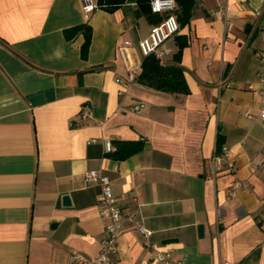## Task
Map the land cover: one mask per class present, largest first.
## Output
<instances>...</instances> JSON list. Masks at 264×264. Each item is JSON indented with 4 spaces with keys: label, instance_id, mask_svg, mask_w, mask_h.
I'll list each match as a JSON object with an SVG mask.
<instances>
[{
    "label": "crops",
    "instance_id": "0c3cea01",
    "mask_svg": "<svg viewBox=\"0 0 264 264\" xmlns=\"http://www.w3.org/2000/svg\"><path fill=\"white\" fill-rule=\"evenodd\" d=\"M194 3L182 22L176 1L180 32L153 54L182 68L183 94L117 82L143 64L139 41L157 24L135 1L87 17L82 0H0V264L99 253L92 169L182 264H264V0ZM84 25L85 54V31H71ZM111 264L162 263L126 223Z\"/></svg>",
    "mask_w": 264,
    "mask_h": 264
},
{
    "label": "built area",
    "instance_id": "2783aa9c",
    "mask_svg": "<svg viewBox=\"0 0 264 264\" xmlns=\"http://www.w3.org/2000/svg\"><path fill=\"white\" fill-rule=\"evenodd\" d=\"M151 10L156 14L167 13L166 16L157 24L153 25L148 36L139 41V48L143 56L155 54L161 56L164 54L162 49L165 43L174 38L180 32L181 26L177 16L173 13L176 8L175 0H151ZM83 10L87 17L100 8L98 0H82ZM225 14V13H224ZM126 43L130 44V41ZM143 64H132L127 70L125 77H118L117 82L128 86L138 81L143 74ZM260 76H264V70H260ZM252 88L253 86L250 85ZM121 92L120 94H122ZM140 105L134 107L140 109ZM248 117L253 118L251 112L246 113ZM89 112L84 110L81 113V119H86ZM259 116L264 121V101L260 107ZM111 149V144H109ZM224 153L229 152L227 146L223 147ZM84 181L87 185H99L101 193L99 195V214L106 221L105 237L101 242L99 253L95 257H89L83 253H76L75 260L79 264H111L114 255L119 251V240L123 235L126 223L143 236V242L146 248L151 250L155 259L162 264H182V261L175 259L172 252L161 249L158 244L150 240L153 231L147 228L136 213L123 208L119 204V199L114 194L110 179L100 170L92 169L84 173ZM243 186L240 181H235L229 189V195L235 196L238 190ZM264 247V242L261 244ZM224 264H230L228 262Z\"/></svg>",
    "mask_w": 264,
    "mask_h": 264
},
{
    "label": "trees",
    "instance_id": "16d2710c",
    "mask_svg": "<svg viewBox=\"0 0 264 264\" xmlns=\"http://www.w3.org/2000/svg\"><path fill=\"white\" fill-rule=\"evenodd\" d=\"M129 1H135L138 5V13L145 15L154 23H159L165 16L163 14L153 13L151 10V0H98L100 8L108 11H114L120 6ZM182 6V22L188 21L190 18L192 8L194 7V0H176ZM84 30L86 34V41L83 44L82 51L85 54L89 48L91 40L90 26H80L71 29L72 32ZM143 74L140 76L139 81L144 85L154 89L171 92L188 94L189 88L183 76V70L179 65H162L159 59L151 54L145 56L143 59ZM135 148L134 150H136ZM119 157V154L116 153Z\"/></svg>",
    "mask_w": 264,
    "mask_h": 264
},
{
    "label": "water",
    "instance_id": "95a60500",
    "mask_svg": "<svg viewBox=\"0 0 264 264\" xmlns=\"http://www.w3.org/2000/svg\"><path fill=\"white\" fill-rule=\"evenodd\" d=\"M53 98H54L53 91H47L45 93H39V94L30 96L29 101L32 105L36 106V105L44 103L47 100H52ZM64 201L66 204H70V198L68 195L64 196ZM198 228H199V234L203 235V232H204L203 225H199Z\"/></svg>",
    "mask_w": 264,
    "mask_h": 264
}]
</instances>
